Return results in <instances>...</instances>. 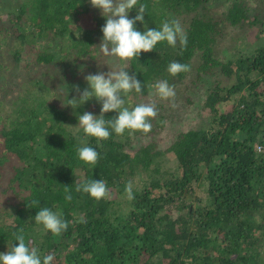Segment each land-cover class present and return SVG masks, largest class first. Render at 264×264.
Masks as SVG:
<instances>
[{"label": "trees", "instance_id": "trees-1", "mask_svg": "<svg viewBox=\"0 0 264 264\" xmlns=\"http://www.w3.org/2000/svg\"><path fill=\"white\" fill-rule=\"evenodd\" d=\"M214 1L139 0L138 31L175 19L187 47L160 42L125 61L142 104L167 80L173 100L198 108L202 120L171 125L172 102L158 97L149 133L109 129L98 142L73 127L101 105L67 102L106 59L101 11L90 0H0V253L18 246L13 233L23 229L52 264H264V0H232L215 12ZM229 29L238 32L222 45ZM173 61L191 70L173 77ZM82 146L99 153L95 167L79 160ZM92 179L106 183L108 198L75 191ZM43 207L62 214L67 230L54 236L38 225Z\"/></svg>", "mask_w": 264, "mask_h": 264}, {"label": "clouds", "instance_id": "clouds-1", "mask_svg": "<svg viewBox=\"0 0 264 264\" xmlns=\"http://www.w3.org/2000/svg\"><path fill=\"white\" fill-rule=\"evenodd\" d=\"M90 4L101 11L106 24L102 27L103 38L99 45L105 57L117 58L120 61H130L138 58L141 52H152L160 42H167L168 46L176 48L179 43L183 51L187 47V36L178 20H164L159 29H145L143 33L135 27L137 22L144 24L146 5L139 4V0H90ZM139 4V6H138ZM136 9L134 18H129V12ZM190 65L173 61L168 66V73L175 77L182 72H189ZM88 87L83 89L73 85V90L78 96L68 99L67 105L72 108L80 102L95 98L101 105L100 115L84 112L78 117L77 131L83 130L85 136L94 137L99 142L108 140L111 132L117 136H123L127 131L131 136L136 132L147 134L151 131V119L157 116L154 103L139 104L129 109L125 106V99L133 90L140 94L142 84L136 75H129L124 68L110 70L107 73L98 72L85 77ZM155 89V95L162 100L175 98L174 87L167 80H162L150 86ZM175 106V105H173ZM116 112L118 115L112 119H105V114ZM111 129V132L110 130ZM79 160L95 167L99 159V153L92 147L82 146L77 148ZM76 192L88 194L96 201L109 197V190L103 180H89L75 185ZM65 200L71 202V189L64 187ZM125 195L128 200L134 199L133 184L129 182L125 186ZM35 208L38 201H32ZM38 225H42L46 232L59 236L66 231L69 222L62 219V214L52 211L47 207L40 208L34 217ZM18 246L11 247L6 253H0V264H52L53 255L41 257L35 247H30L25 240L23 229L13 233Z\"/></svg>", "mask_w": 264, "mask_h": 264}, {"label": "rangeland", "instance_id": "rangeland-1", "mask_svg": "<svg viewBox=\"0 0 264 264\" xmlns=\"http://www.w3.org/2000/svg\"><path fill=\"white\" fill-rule=\"evenodd\" d=\"M211 1V4H213L215 1L214 0H210ZM228 1H232V0H218L216 1V4L220 3V6H218L217 8L215 7L214 8V12L215 11H220V10H224V8L227 6L228 4ZM222 3V4H221ZM225 4V5H224ZM213 6V5H212ZM214 7V6H213ZM232 29H229V31L226 33V35L224 36V38L222 39L221 43L222 45H228L230 43V38L231 36H234L237 32H238V29L235 30V32L233 33L232 35ZM251 38V34L248 32L247 35H246V39L247 41H249ZM220 43V45H221ZM93 71H88L86 72V76L89 75V74H96L98 72H104V73H107L108 71L110 70H120L121 68H124L125 71L127 69V65L125 63V61H120L118 60L117 58H113V57H106L105 61L103 63H100V64H94L93 66ZM48 71H51L52 68L49 66ZM86 87H88L87 85V82L85 80L84 84H83ZM40 88V86H39ZM38 88H35L34 91H37ZM59 89V87H58ZM46 91V90H44ZM49 92H46V96L47 98H51L53 97L54 99H58L56 98L55 96H53L54 94L48 90ZM58 94V93H57ZM179 94V93H178ZM148 100H151V102L153 103H157V104H160V100L158 97H146ZM196 98V97H195ZM125 99V106H128V107H133L136 103H140L142 104V101L137 97V95L134 94V92H131L129 93L126 97H124ZM167 100H164L163 102H166ZM172 103L167 105V110L171 111L169 113H172V115H174L173 117H175V120L174 122L175 123H172L171 125L173 124H180V123H187V124H193V123H196L197 121L199 120H202L203 117H201V114L198 112V108H196V111H192L191 110H185V107L181 108L183 106V104H181L179 102V100L175 99V100H170ZM88 103L90 104H94L96 106H100V103H98L96 101L95 98L91 99L88 101ZM175 105V106H173ZM114 113L116 112H109L108 114L110 115H113Z\"/></svg>", "mask_w": 264, "mask_h": 264}]
</instances>
